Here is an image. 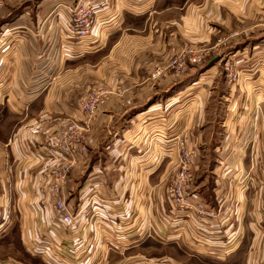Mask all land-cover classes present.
Here are the masks:
<instances>
[{"label": "crops", "instance_id": "1", "mask_svg": "<svg viewBox=\"0 0 264 264\" xmlns=\"http://www.w3.org/2000/svg\"><path fill=\"white\" fill-rule=\"evenodd\" d=\"M76 1L4 0L0 10V126L9 129L0 139V264H264V0H87L94 21L83 38L71 32ZM229 1L230 15L250 2L258 20L244 43L240 27L226 26L234 34L222 63L235 64L238 80L224 78L215 123L204 90L183 101L188 85L162 90L174 76L155 68L176 33L198 42L210 38L211 17L225 26ZM210 65L200 77L218 71ZM97 86L110 94L89 122V154L68 177V225L41 173L56 154L52 132L86 123L79 99ZM175 138L194 154L190 197L211 216L169 213Z\"/></svg>", "mask_w": 264, "mask_h": 264}, {"label": "built area", "instance_id": "2", "mask_svg": "<svg viewBox=\"0 0 264 264\" xmlns=\"http://www.w3.org/2000/svg\"><path fill=\"white\" fill-rule=\"evenodd\" d=\"M3 6L4 0H0V10ZM70 11L72 34L76 38L87 36L91 31L94 21L91 4L87 2V0H77L73 7L70 8ZM206 54L204 49L196 51L185 48L183 52L173 57L171 68L175 73L183 72L187 69L189 64H198ZM186 55H188V62L185 60ZM224 65L227 80L231 83H235L238 80V73L233 68V64L226 62ZM158 73L159 72H156V74ZM97 102V95L91 94L86 103H80V109L83 110L85 116L91 117L94 114ZM80 126L81 125L77 122L71 121L63 130L50 136V142L56 154L51 159L49 166L41 173L42 178L46 181L52 208L68 225L73 224L75 217L65 200L64 190L67 186L72 167L77 163V156L79 154L85 155L87 151L84 141V132L88 130V127L87 125H83V127ZM175 139V148L178 158L168 185L169 213L172 216H184L194 212L199 217L211 216L210 211L194 202L190 197V191L194 184V173L192 169L194 154L188 148L184 140ZM143 264H169V262L167 259H144Z\"/></svg>", "mask_w": 264, "mask_h": 264}, {"label": "rangeland", "instance_id": "3", "mask_svg": "<svg viewBox=\"0 0 264 264\" xmlns=\"http://www.w3.org/2000/svg\"><path fill=\"white\" fill-rule=\"evenodd\" d=\"M220 1V2H218ZM210 4L213 2L212 0H209ZM222 0H216V3H214L216 6L217 4L220 6ZM224 2V1H223ZM231 1L224 3L225 7V11L229 13V17L227 18V22L226 25H222L220 21H218L217 18L211 17L212 20H209V24H210V28H206V31H209L210 34V38L208 40H205V38L200 39L198 42H194V41H190V40H186L185 38L180 36L181 38H179V33H176V38L175 35L173 36V38L176 40V42L174 41V43L172 45H170L169 48V58H168V62L165 65H160L159 67L155 68V73L159 72L158 75H162V73L165 71L167 73H169L170 75H173V79L171 78V81L169 83H165L163 82V80H165V78L162 80L161 82V89L162 90H171L174 89L173 86L176 87V89L178 90V92H180L181 89H183L185 87V85H188V89H190V93H188V89L181 94V98L183 101L186 99H190L192 98L191 95L193 94H197L198 91L204 90L206 92V95L203 96V98L198 97L196 98V101L199 102L200 99L201 101L199 102L200 104H202L203 100L208 104V111L211 112V118H213V122L216 123V118L218 116V114L216 113L217 110L220 109V105H218V101H219V97L222 94V92L226 89V86L224 85V78H226V71L224 69L222 60H223V56H221L222 54H224L226 51H224L222 49L223 45L226 44V42H230V40L232 39L231 37L233 36L232 34H234V30L229 32L230 28L228 29L226 26H232L236 25L238 26V28L242 31L240 34L241 39L238 40L241 43H244L245 40L249 39L250 37V32L249 30H246V28H248L251 23H254L255 20H258V18L256 16H251L249 15V3L250 2H246V4H244V2H242L241 7L247 8V11H244V13H241V15L239 17L237 16H233L230 15V9L228 8V6L231 5L230 4ZM74 5V4H73ZM73 5L71 6V8L73 7ZM223 6V5H222ZM257 11L260 10H264V6H261V3H257ZM206 12H204L199 18H201L202 20H206L208 19V15L205 14ZM259 14V12L257 13ZM199 23H195V29L199 28ZM236 29V28H235ZM200 30V29H199ZM246 30V31H244ZM195 31V30H194ZM193 31V32H194ZM196 32V31H195ZM175 34V33H173ZM229 35V36H228ZM196 36V34H194V37ZM198 36V34H197ZM230 43H233V39L231 40ZM185 48H188L189 50H196V51H200V49H204L206 51V55L205 57L198 63V64H189L187 63L188 67L185 71L180 72V73H175L174 70L171 68V64H172V59L173 57L180 53L183 52V50ZM190 55V54H189ZM186 62H188V55H186L185 57ZM214 64V66H217V72L215 74H210V75H203V77H200L202 74H204L205 69L210 67L211 64ZM215 63H217V65H215ZM232 63V62H231ZM233 64V63H232ZM233 68L236 71L235 68V64H233ZM237 72V71H236ZM197 79H200V81H198V83H196L195 81ZM84 81L83 85H86L84 87H81L82 89H88L87 86L89 85V80L87 78L82 79ZM168 82V81H167ZM192 85V87H190ZM190 87V88H189ZM91 94H96L97 98H98V102L96 104V108L99 104H101L102 102H105L106 97L109 96L110 91L108 90V88L104 87V86H97V87H92L85 95L81 96L79 99V106L80 103H86L89 96H91ZM200 96V95H199ZM108 98V97H107ZM203 99V100H202ZM218 108V109H217ZM82 114L85 117V121L83 124L78 123L79 125H81L80 127H83V125H87V127H89V122L92 121L94 114L91 117H87L85 116V113L83 112L82 109H80ZM96 110V109H95ZM95 113V112H94ZM4 117H7L6 114H4ZM73 121V120H71ZM67 122L66 125L64 126H60L58 128H56L52 134H56L58 131L63 130L65 127H67V125L71 122ZM76 122V121H75ZM86 127V126H85ZM9 129H6V127L0 126V139L4 140L7 137V133H8ZM89 134V128L88 130H86L84 132V141H85V147L87 148V151L85 153V155L89 154L90 152V142L88 139V135ZM209 148L206 150V152H208V156L209 159L204 160V166L202 169L201 174L207 176V174H209L208 170L210 168L211 165H213V161L211 158L212 156V151H211V146H208ZM207 156V157H208ZM74 167V166H73ZM72 167V168H73ZM210 178H207V184H209ZM66 200V199H65ZM67 202V201H66ZM168 253V249L162 250V254L163 253ZM164 255V254H163ZM167 258H162L161 260H166ZM150 260V259H149ZM158 260V259H157ZM168 260V259H167ZM169 264H173L171 261H169ZM194 264V263H192Z\"/></svg>", "mask_w": 264, "mask_h": 264}]
</instances>
